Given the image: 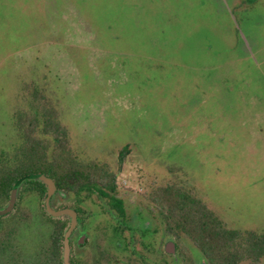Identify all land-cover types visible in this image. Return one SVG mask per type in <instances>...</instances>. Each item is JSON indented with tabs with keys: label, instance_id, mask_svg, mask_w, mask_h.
<instances>
[{
	"label": "rangeland",
	"instance_id": "1",
	"mask_svg": "<svg viewBox=\"0 0 264 264\" xmlns=\"http://www.w3.org/2000/svg\"><path fill=\"white\" fill-rule=\"evenodd\" d=\"M30 80L79 160L121 169L122 186H148L162 205L181 192L228 229L264 233V0H0L3 149L19 140L14 115ZM22 186L6 264H36L50 232L43 194ZM61 192L53 207L73 204ZM181 246L171 264H208L192 240Z\"/></svg>",
	"mask_w": 264,
	"mask_h": 264
},
{
	"label": "flooded vegetation",
	"instance_id": "2",
	"mask_svg": "<svg viewBox=\"0 0 264 264\" xmlns=\"http://www.w3.org/2000/svg\"><path fill=\"white\" fill-rule=\"evenodd\" d=\"M126 148L129 149L128 146ZM124 159L123 155L118 157V165H122ZM121 173L119 169L99 175L104 179L103 182L95 181L93 187L87 185L80 198L72 195L73 204L61 203L58 199L57 206L53 207L52 202L56 199L53 195L50 197L51 207L71 208L76 213L77 222L68 237L66 261L63 257L64 235L71 218L66 214H49L43 201L41 211L51 227L47 246L39 250L36 264H171L172 257L183 259L181 245L190 238L181 224L172 222V218H177V215L173 213L168 197L165 195V204L162 205L156 202L155 190L148 186H122L118 182ZM57 189L62 191V195L74 193ZM168 191L166 188L164 192ZM46 192L45 187L44 198ZM7 216L0 215L1 253L7 248L6 243L13 233L10 216ZM176 225L181 228L180 231H174ZM75 228L79 229L76 235L73 234ZM59 232L62 234L61 239L58 238ZM53 233L55 236L52 239ZM52 251L55 252L53 256ZM76 252L80 254L76 255ZM0 264L6 263L0 261Z\"/></svg>",
	"mask_w": 264,
	"mask_h": 264
},
{
	"label": "trees",
	"instance_id": "3",
	"mask_svg": "<svg viewBox=\"0 0 264 264\" xmlns=\"http://www.w3.org/2000/svg\"><path fill=\"white\" fill-rule=\"evenodd\" d=\"M22 100L24 106L18 107L14 115L19 140L10 150L0 147V205L18 180L34 173L50 176L57 188L72 191L80 198L87 185L94 186L95 173L109 172V164L78 159L57 108L36 83L24 82ZM22 185L25 190L38 191L39 196L45 192V185L38 180L27 179ZM172 211L178 212V223H185L180 226L208 264H239L244 259L258 261L264 257V233L228 229L202 200L178 192ZM61 235L59 232L58 238ZM54 236L53 233L52 239Z\"/></svg>",
	"mask_w": 264,
	"mask_h": 264
},
{
	"label": "water",
	"instance_id": "4",
	"mask_svg": "<svg viewBox=\"0 0 264 264\" xmlns=\"http://www.w3.org/2000/svg\"><path fill=\"white\" fill-rule=\"evenodd\" d=\"M38 180L40 182H42L45 187H46V195L44 198V207L46 209V211L53 215V216H60L63 214H66L68 216H70L71 218V223L68 226V228L65 231V240H64V252H63V257L65 259V261L68 258V251H69V246H68V237L72 231V229L75 227L76 225V213L73 209L71 208H62V209H55L53 207L50 206V197L52 195H54L55 192H57V188L56 185L53 181V179L45 174L42 173H34V174H30L24 178H21L20 180H18L12 187L11 191H10V196H9V201L8 203L4 206L0 208V215H8L14 208L15 205V201H16V195H17V191L19 186L23 183L24 180ZM200 264H207L206 262H201Z\"/></svg>",
	"mask_w": 264,
	"mask_h": 264
}]
</instances>
